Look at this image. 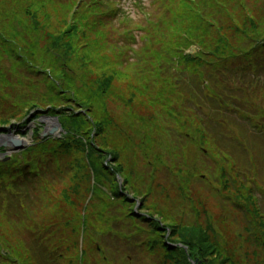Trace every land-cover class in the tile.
<instances>
[{"label": "rangeland", "instance_id": "374dc122", "mask_svg": "<svg viewBox=\"0 0 264 264\" xmlns=\"http://www.w3.org/2000/svg\"><path fill=\"white\" fill-rule=\"evenodd\" d=\"M176 1L177 0H174L173 2L174 6H176ZM250 1L254 2V11L257 14L264 16V0ZM8 2H10V0H8ZM205 6L207 8H211L212 4H206ZM235 6L237 5L233 3L228 4V7L231 11H234ZM35 9L50 19V26L48 30L53 33L62 32L66 27V21H68V18L74 21L75 14L73 11H71V7L68 10L69 17L65 16L67 13L66 10H55L54 7L48 3L35 5ZM72 13L74 15H72ZM168 30L166 31V34ZM171 32L169 31L168 37L166 36L168 39L172 36ZM95 35V33L88 35V39L91 41H93L92 39L99 41L96 44L99 49L96 50V52L86 51V56H84L87 59L84 60V67L86 69L82 73L84 78L81 80L84 82L85 87H82L81 84H76V81L78 80L76 69L70 63L72 61L73 63L80 62L78 56H81L82 52L77 48H74V53L72 54L73 56L68 60L66 59L68 69L63 70L64 72L62 73L68 80L66 84L64 83V88L70 93L67 92L66 95L69 98L76 96L79 100H82L80 97H82L83 91H86V89L94 90L96 87V82L101 77V74H105V76L108 77L110 81V91L109 93L101 94L100 96L96 92V95L92 97L93 107L96 108L94 111L91 108L92 103L91 106L82 109L86 115L91 118L90 123L82 129V132L95 130L96 133L94 134V137L96 138L97 143L101 142V140H104L107 145L108 143H111L118 146L121 151L122 162H124L128 168V171L126 172L127 174L131 171V169L142 171V169L145 168L148 159H150L152 163L155 162V158L153 156V146H156L158 143L152 139L153 134H161V139L165 140L164 138L167 136L164 128L165 120L167 121V118H170L171 121L173 120L172 127H177V120L173 115L171 116L170 114H163V107H155L146 103L142 95H138V93L134 91L136 84L145 80L143 76L135 77V70H137L138 67L143 66V62L136 61L127 63V65L124 64L123 61H119L117 55L115 54V50L112 48V45L110 47L109 44L106 45L105 43L101 42L105 41L104 36L103 38L98 39V37H94ZM77 41H85V39H78ZM13 42L16 45V50H20L22 53L28 52V50L30 51L29 46L21 41L18 37L17 41ZM35 44L37 47H40V45H38L36 42ZM194 50L195 47L192 49V51ZM100 57H102L101 60H99ZM63 59H65V56ZM34 63L38 64L39 66L40 59L36 57ZM149 63L151 64V62ZM12 72L13 71H10V73ZM57 73L58 72H53V74ZM57 76H60V70ZM194 77L195 76H193V78ZM153 83L155 86L159 85V89L164 91L166 96V104H164V107L168 108V102L170 103L172 101L170 100L167 102L168 93L166 89H173L172 85H168L167 82L162 84L161 81H153ZM197 84L200 85V82L197 81ZM45 85L46 82L44 81L43 86ZM3 90H12L16 93L13 94L12 97H7L3 94ZM31 90V84L24 80L21 74H18V76L14 75L13 77L9 75L6 77H0V110L4 112H12V108L19 101H24L23 97L27 96L26 93H31L28 96L32 95V92H30ZM154 90L155 89L150 86L148 92L153 94ZM236 95L237 96L235 100L246 102L245 105H247L248 102V108L261 110L262 116H259L257 120L264 122V92L262 89L257 87L255 88V92L248 89L247 93L244 91L242 93L236 92ZM214 100V107H220L221 104L219 105L218 100ZM50 104L55 106L54 102ZM99 105H104L105 109L99 110L97 108ZM159 112L162 114L160 115ZM224 116L225 114L222 113L223 118ZM93 118L103 119V131L92 128L91 122H93ZM230 121V127L232 128L230 131L227 129L228 121L226 122V125H224L225 127H218L219 130L228 133V136L222 138L221 140L227 144V147L223 144L225 146L223 148L227 149V152L225 151V153H230L232 165L228 167L229 163L226 162L224 158L221 157L219 159V164H221L223 168L226 169V172H220V179L218 180V182H222V180L226 177L231 178L227 185L223 188V190L227 192L222 191L217 195V192L212 190V188L207 189L208 184L204 181H191L190 175L196 173L197 171L194 169H185L182 173L178 171L175 172L173 180L176 178V176L179 177V180H175L170 188H167L165 191L157 188L154 191L153 199L150 197L142 198L137 192L134 191L131 192V198L133 200L135 197V200L140 202L138 208L142 211V213L153 215V217H158L162 219L165 224H169L172 227L176 226L177 228L179 226V222L176 220L180 218L186 223L189 222L206 229L209 234V240L215 244L208 243L210 249L207 253L206 261L210 264L211 262H214L215 264H261L262 257L264 256V248H262L264 247V238H262V232L264 237V224L261 226L262 221L257 216L256 207L260 208L261 206V211L264 213V178H261V176L264 175V128H262V131L259 132L254 130V133L249 128L247 129L239 124L238 121L235 120V117L230 116ZM249 124L252 125L250 122ZM181 126V129L183 130L184 126L182 124ZM206 140H208V138H206ZM166 142L168 143V141ZM199 143L202 147H206V145L210 147L212 149L211 152L213 153L212 157L216 156L213 152L214 148L212 147V145L216 144L210 142L209 140L208 143L205 142L203 137H199ZM150 144H152V151L146 152L144 146L150 147ZM99 146L105 147L101 144H99ZM250 146H252L251 151L256 154L255 159L250 157V149L247 150ZM41 150L44 152L42 158L47 159L49 155L53 153L54 147L44 148ZM163 150V153H161V150L158 148L155 150V153L160 156L161 160H164L162 166L158 165L161 167L160 171H166L173 168L172 162L177 158L173 147H167V150L165 148ZM80 154L83 155L81 150L80 152H74V154H71L69 157V160H73V155H75V158H78ZM196 154L195 147L193 148L192 146H189L187 149V154L185 153V159L183 160L182 158L181 162H188L189 157H193ZM164 157H167L168 159H163ZM52 160L57 162L58 156H53ZM250 161L257 165L255 168H253L256 172L250 171L252 167L250 166ZM83 163L84 159L82 157L81 164ZM112 163H114V161ZM79 164V161L76 162L74 164V169L78 175H82L81 180H76L75 172L73 171L72 173H69L67 177L60 179L55 185L50 186L52 182L47 183L49 185V198L45 197L43 199H36L38 205L36 206L35 214L38 216L46 215L48 223L45 225L51 226L52 231H54V243L58 245L65 243V241L62 239L65 238L64 235H68L70 233L71 224L69 222L68 212L71 210H77L78 219L80 210H82V204L86 201V198L89 194V180L86 178L85 174H83L84 169L79 168ZM239 164L250 167L248 169L240 168L239 171H236L235 168ZM216 169L217 165L213 164L212 161H209V167H207L205 171L208 172L211 180L216 174ZM236 172H241L242 175L238 176ZM243 173H245L248 177L254 178L258 183V189H255L253 179L249 181V184L251 185L245 182L243 183V185L248 186L249 190L252 189L255 194L258 195L257 200L252 199L254 200V204L251 202L252 196L251 198L249 196L250 199H247V197H245L244 200L238 199V197H240L239 191L245 193V191L240 189V186H238L236 183L240 178H242L243 175L245 176ZM83 178L85 179L83 180ZM232 179L234 181H232ZM76 182L78 183L77 185ZM151 183L152 181L150 179V182L147 185L141 187L148 188L150 187ZM246 186H244V189ZM222 195H225L226 199L235 197L238 201L242 202V204L248 206L246 215H241L240 219L229 216L219 218L222 216L224 211L222 201L218 200ZM146 198L148 199L147 202L145 200ZM255 201L256 204L260 206H257ZM185 202L190 203L189 209H186ZM157 203H161L164 205V207H166V209L161 210ZM116 211L123 215L119 206H116ZM49 214L52 216H48ZM104 214L106 215V221L103 222L105 233L119 228L120 231L126 230V232L129 233V239L135 238L141 241L145 239V237L149 238L145 242L150 245L149 249H145V247H141L140 245L133 244L129 241L130 254L136 259L138 264H166L163 262V254L157 249L156 245H153L151 242L153 238L157 240L160 239V235L157 232L154 234L144 232V229L147 228V226L144 225L139 218H135L133 221H131L129 218L118 220L111 219V216L113 215L111 211L109 213L104 212ZM100 218H102V216ZM77 219L74 222L75 225H78ZM40 220L41 218L37 217L34 221H30L29 224H25V226L33 225V223L39 222ZM99 223L100 219H94L93 229H97L96 227L101 225ZM163 226V223L160 224V227ZM201 228L200 230L203 232L204 230ZM148 229H150L149 225ZM16 230H19L17 225H13V228L10 225L8 227V225L0 219V234L2 235V238L11 241L16 248L18 247L20 253H23L22 249L19 248L17 236L12 234L13 232L15 234ZM90 232L91 231L88 230V233ZM177 235L179 236V233L177 234L176 229L175 232L172 233L171 238L176 240ZM2 238L0 237V240L4 241ZM98 239V236H93L90 240L85 239L83 240V246L86 244L88 248L92 249ZM118 242L123 243L124 241L118 240ZM118 242H110L109 245L111 246L112 250H116L121 245ZM128 245L129 244H127V246ZM22 247L25 250L23 245ZM119 254L120 253L118 252L111 254L109 256V264H127L126 257H122ZM7 259L8 261L2 264H20V262L15 261L11 256H8ZM23 261L24 264H29V261L25 258V256L23 257ZM63 264L69 263L64 261ZM82 264L92 263L90 260H88Z\"/></svg>", "mask_w": 264, "mask_h": 264}, {"label": "trees", "instance_id": "16d2710c", "mask_svg": "<svg viewBox=\"0 0 264 264\" xmlns=\"http://www.w3.org/2000/svg\"><path fill=\"white\" fill-rule=\"evenodd\" d=\"M7 0H0V41H4V45L6 46L7 49L10 50V45L12 41H16L15 38L16 36H13L12 34L18 35L19 37L23 38L24 33L28 34L31 36V38H40L45 36L46 38L43 39L45 47H56L59 52H53L49 53L47 56L48 59L45 63L44 66L38 71L39 74H46L48 77L53 75V72H58L60 70V76L59 77L63 83H67L66 77L62 74L64 71L68 69V64L66 59L68 60L70 57H72L74 53V48H77L79 51L82 52L81 56H78L80 62L73 63V67L76 69V75L78 80L76 81V84H81L82 87H85L84 82L81 80L84 78L83 72L85 71V65H84V60H87L84 56H86V53L88 51L96 52L98 50V46H96L97 42L95 39H88V35L95 33L96 35L94 37L103 38L105 41H101L105 43L106 45L112 43V40L109 39L110 35L109 33H104L100 32L98 28L96 27H89L85 25L84 23H81L78 19L74 18V21L72 19L68 18V21H66V27L65 29L58 33V32H50L49 26V18L45 16L44 14L40 13L37 9H35V5L41 4V3H48L54 9H59L64 7V6H58L55 7L56 5L51 1V0H10L9 4H6ZM238 5L235 6L234 10L237 13H244L242 20H246L245 26L242 27L243 30L242 32H245L249 36V32L254 35V37L250 38L252 42L257 41V39H262L264 38V16L257 15L256 12H254V6H251L249 1L241 0L238 1ZM65 14L66 17L68 16V11ZM220 13V18L218 19V15H211L209 18L204 21L203 20V26L198 29V30H192L188 31L184 35L181 34V26H173L171 25L170 31H173L174 34V39L171 41H166L165 45L164 42L156 44V49H158L161 46H165L166 49L161 53L159 52V55L156 54L153 50H151V46H148L143 49V51L140 53L141 57H138V61L143 62V66L138 67L137 70H135V77L138 76H143L147 77L150 74V76L153 78V76L156 79H162V75H159L160 72L167 73V69L165 66H170L171 63V56H176L179 58L171 68V70H176L177 72H181L182 69L187 65V64H192V63H197L201 62L202 58L204 57L205 59L208 60V64L211 62L213 63L215 60L216 62L220 63L223 59L227 52L234 51V50H242V45L238 44L237 46H229L228 43L223 39V45H217V42H220V38H216V41H213L212 35L208 34L212 30L217 29L216 25L213 24L211 21L216 20L219 21L220 19L222 20H230L231 17L229 13L226 12V10L219 11ZM201 21H197V25L201 26ZM241 25V24H240ZM238 24V26H240ZM175 27V29H174ZM158 28H156V31ZM177 33V34H176ZM45 34H49V36H46ZM13 36V37H12ZM78 39L85 41H77ZM33 41V39H31ZM191 44H196L200 45V52L195 55H189V54H184L185 49H188ZM234 47V49H233ZM107 48V47H106ZM203 49L205 50L204 52ZM210 50V52H206ZM245 50V49H244ZM87 51V52H86ZM246 52V50H245ZM161 54L165 56V60L161 58ZM224 55V56H223ZM65 56V59L63 57ZM203 56V57H202ZM210 57V59H209ZM102 57L99 58L101 60ZM162 61L163 65L160 64V60ZM156 60V62H155ZM45 61V60H44ZM121 61V60H120ZM159 63L157 64V62ZM205 61V60H204ZM122 62V61H121ZM151 62V64L149 63ZM155 62V64H154ZM127 65V64H126ZM169 68V69H170ZM55 74L56 76L58 75ZM62 74V75H61ZM58 77H54L52 79H56ZM51 78V77H50ZM172 81L169 82L171 84ZM61 85V84H60ZM59 85V86H60ZM70 85V84H69ZM152 82L147 84V86H151ZM154 86V85H153ZM110 81L109 78L105 76V74H101V77L98 79L96 82V87L94 90L91 89H86V91H83L82 97H80L82 100H79L76 96H74L73 101L71 100V104L68 106L63 105L62 109H56L58 112L65 113L66 111L69 112L67 117L69 120L72 121L73 127L78 128L82 130V128L85 126V124L90 123V119L86 118L83 116V113L81 116H74V111L76 108L73 110L71 106L77 105L78 107H89L91 106L92 103V110L94 111L96 108L93 107V101L92 97L96 95V92L100 96L101 94L109 93L110 89ZM160 86L158 85V90L154 91L153 94H150L148 97L147 94L144 92L146 90V85L143 82H138L135 86L134 91L138 93V95L144 96L146 99L145 102L148 103L149 105L155 106V107H163L162 108V113L163 114H170L171 116L174 115V107L173 105L170 107H164V104H166V99L164 95V91L159 89ZM63 90V89H62ZM101 91V92H100ZM69 97L64 96L63 101L68 102ZM31 101H35V99H32ZM45 99L42 98L40 102L44 103ZM80 104V105H78ZM47 106V105H46ZM99 110L105 109L104 105H99L97 107ZM162 113L159 112L161 115ZM3 121H0V123ZM96 129L102 130V123L96 118L93 120ZM4 123V122H3ZM86 134H89L86 136V140L88 141L89 145V154L88 156L90 158H98L97 156H101L102 154L107 153L112 157L113 160H118L120 157V154L117 156V154L110 149L113 145L111 143H108V145L105 143L104 140H101V142L95 144V141L92 139L94 137H91L92 135L91 132H85ZM172 134L178 135L179 137H182L183 139L187 138V134L185 133V130L178 129L177 127L171 128V134H168L170 138L172 139ZM162 135L161 134H153L152 139L155 140L156 143H159L161 140ZM81 140V139H78ZM81 142V141H79ZM153 143V142H152ZM99 144L104 145L105 147H100ZM152 144L149 146L152 149ZM110 152H105L109 151ZM163 159H168L167 157H164ZM158 162L163 163L164 160H161L160 158H157ZM169 161V160H168ZM179 166V167H178ZM106 169H109L110 166L104 165L103 166ZM155 172L157 171V166H154ZM111 168V167H110ZM116 172H122L123 173V168L121 164H118V169L114 168ZM168 172V180L173 185V176L175 175V172H182V166H180V159H177L174 165L173 170H167ZM155 174V173H154ZM148 176L146 175V178ZM264 177V175H263ZM126 179V188L130 190L131 192H137L139 195H144L145 197L149 196L151 192V188L155 185H160V181H155L153 180L152 183L150 184V187L148 188H143V189H137L136 187H133L129 179L125 177ZM150 182V178H147L146 180V185ZM115 189L117 187L115 186ZM116 195H120V193L115 192ZM125 200V199H124ZM1 207V205H0ZM1 212V209H0ZM175 230H171V233H174ZM179 233V236H176V240L182 241L183 244H192L194 246L193 251L197 256L201 258V261L203 264H205V259H207V253L210 249V246L208 244L207 236L205 235L200 228H195L193 226L191 227H184L181 229H177V234ZM194 241V242H192ZM211 243V242H210ZM212 244V243H211ZM182 256L185 257V252L183 249L179 251ZM173 254V253H172ZM199 258V259H200ZM186 264H190L184 260ZM211 264H215L214 262H211Z\"/></svg>", "mask_w": 264, "mask_h": 264}, {"label": "water", "instance_id": "95a60500", "mask_svg": "<svg viewBox=\"0 0 264 264\" xmlns=\"http://www.w3.org/2000/svg\"><path fill=\"white\" fill-rule=\"evenodd\" d=\"M14 143H15L16 145H19V144H20V142H19V141H14Z\"/></svg>", "mask_w": 264, "mask_h": 264}]
</instances>
